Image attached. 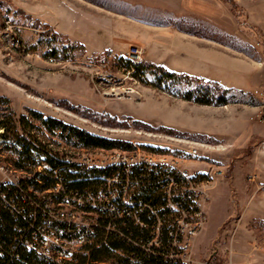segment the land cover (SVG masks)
Returning <instances> with one entry per match:
<instances>
[{"label":"rangeland","instance_id":"374dc122","mask_svg":"<svg viewBox=\"0 0 264 264\" xmlns=\"http://www.w3.org/2000/svg\"><path fill=\"white\" fill-rule=\"evenodd\" d=\"M132 45L142 48V62L219 82L229 102L184 98L196 82L158 85L153 75L124 72ZM256 88H264V0H0V96L18 120H30L27 132L39 139L33 148L70 160L126 149L70 145L41 128L36 112L130 142L127 149L184 158L183 167L206 178L199 183L203 222L191 238L195 264H264V121ZM0 144L1 183L17 177L7 166L20 152ZM192 146L200 153L190 155Z\"/></svg>","mask_w":264,"mask_h":264},{"label":"built area","instance_id":"2783aa9c","mask_svg":"<svg viewBox=\"0 0 264 264\" xmlns=\"http://www.w3.org/2000/svg\"><path fill=\"white\" fill-rule=\"evenodd\" d=\"M5 25L13 27L12 20L6 19ZM143 59L142 48L132 45L122 69L135 77V65ZM254 96L258 117L264 121V88H256ZM136 149H121L110 158L69 160L59 167L37 152L27 168L8 162L7 170L18 175L0 183V205L28 221L20 227L22 243L51 264H72L81 248L110 245L113 240L128 246L115 249L124 257L123 264H195L191 238L203 222L199 183L206 178L189 172L178 155ZM186 150L200 153L198 147ZM62 168L78 177L67 179ZM86 178L92 186L70 187L73 180ZM48 180L53 183L46 185ZM28 181H38L42 188L30 184L26 190Z\"/></svg>","mask_w":264,"mask_h":264},{"label":"trees","instance_id":"16d2710c","mask_svg":"<svg viewBox=\"0 0 264 264\" xmlns=\"http://www.w3.org/2000/svg\"><path fill=\"white\" fill-rule=\"evenodd\" d=\"M181 29L190 32L193 31L184 26H181ZM53 33L57 35L55 30ZM66 49H68V46H66ZM53 54H57V51L54 50ZM148 74L155 76L158 85L166 81L172 82L173 84L183 83L184 80H187L189 83L196 82L197 84L195 86L182 92V96L186 99L196 100L197 102L205 104H227L229 102V89L217 81H208L198 76L171 71L162 65L148 61L135 65L134 75L145 80ZM8 102L7 98L0 96V130L3 129V132H1L3 138L2 143L5 144L10 139L15 141L17 145L5 144L4 147L14 148L20 152L19 158H15L13 164L17 168H27L37 158L36 152L46 154L47 161L55 167L69 164L70 159L66 158L65 155L54 154L44 148H39L40 150L33 148L36 147L34 146V141L39 142V139L36 135L27 132V125L30 124V120L28 121L26 116H22L18 120L14 110L10 106H7ZM34 114L41 122V128H45L51 133L58 135L61 140L70 145L86 148L121 147L127 149L132 147L130 142L91 133L81 127L67 123L62 119L44 116L41 113L36 114V112ZM31 124L33 127H36L33 123ZM28 135L31 138L27 137ZM42 145L45 146L46 144ZM61 173L67 179L78 177L71 174L67 168H62ZM83 176H87L86 173ZM52 183L48 180L46 185ZM30 184L42 188V186H39L38 181H28L24 184V188L27 190ZM92 185L93 181H90L89 178L73 180L70 183V187H78L80 189ZM15 194V191L11 192V195ZM27 223L28 221L26 219L22 217L16 218L8 208L0 205V264H51L46 259L39 257L34 250H29L22 243L23 233L20 232V227L27 226ZM117 248H128V246L122 241L113 240L110 245L81 248L75 253L72 264H123L125 259L115 252Z\"/></svg>","mask_w":264,"mask_h":264},{"label":"crops","instance_id":"0c3cea01","mask_svg":"<svg viewBox=\"0 0 264 264\" xmlns=\"http://www.w3.org/2000/svg\"><path fill=\"white\" fill-rule=\"evenodd\" d=\"M182 1H184V0H182ZM200 10H201V9H200ZM62 16H63V15H60V16H58V18H59V17L61 18ZM56 18H57V17H56Z\"/></svg>","mask_w":264,"mask_h":264},{"label":"water","instance_id":"95a60500","mask_svg":"<svg viewBox=\"0 0 264 264\" xmlns=\"http://www.w3.org/2000/svg\"><path fill=\"white\" fill-rule=\"evenodd\" d=\"M230 1H233V0H230Z\"/></svg>","mask_w":264,"mask_h":264}]
</instances>
